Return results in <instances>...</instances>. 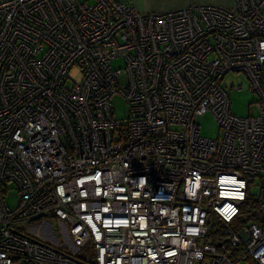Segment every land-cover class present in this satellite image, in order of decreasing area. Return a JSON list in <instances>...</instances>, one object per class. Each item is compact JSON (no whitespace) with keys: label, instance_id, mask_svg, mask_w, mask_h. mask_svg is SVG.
<instances>
[{"label":"built area","instance_id":"built-area-1","mask_svg":"<svg viewBox=\"0 0 264 264\" xmlns=\"http://www.w3.org/2000/svg\"><path fill=\"white\" fill-rule=\"evenodd\" d=\"M230 70L256 113L232 110ZM205 111L219 137L200 132ZM254 175L260 216L242 220ZM47 216L66 240L41 235ZM240 258L264 264V0H0V264Z\"/></svg>","mask_w":264,"mask_h":264},{"label":"rangeland","instance_id":"rangeland-1","mask_svg":"<svg viewBox=\"0 0 264 264\" xmlns=\"http://www.w3.org/2000/svg\"><path fill=\"white\" fill-rule=\"evenodd\" d=\"M123 62L122 57H117L113 60V63H121ZM70 74L75 79H79L80 69L78 67H73L70 70ZM223 82L227 85V88L230 93V99H231V107L232 110L241 114H246L248 112L256 113L258 111V108L256 106V103L254 99L257 97L256 92L251 90L249 88V80L247 76L242 71H235L230 70L227 72L223 78ZM237 84H240V86L236 87ZM113 107L115 110V113L118 116L124 117L127 113V104L125 102L124 97L116 92L113 95ZM198 122L200 123V132L205 136L210 137H219L221 128L216 120L215 116L211 111H205L201 113L198 116ZM250 190L252 192H258L260 190V183L258 180H253L250 182L249 186ZM7 199L9 200L10 204L13 205L16 202L17 194H10L7 196ZM46 219L49 221L50 229H54L51 231L48 230H38L41 232L42 236L45 237H53L55 240L63 239L66 240V225H63L60 221L56 220L52 216H47ZM35 220H24L22 221V225L24 229H29L30 227L33 229H37L35 227L36 223ZM35 231V230H33ZM55 232V233H54ZM211 240V236H205L201 238V241L204 240ZM54 240V241H55ZM69 245H72L70 242H68ZM232 264H257L253 259L250 258H240L234 261Z\"/></svg>","mask_w":264,"mask_h":264},{"label":"crops","instance_id":"crops-1","mask_svg":"<svg viewBox=\"0 0 264 264\" xmlns=\"http://www.w3.org/2000/svg\"><path fill=\"white\" fill-rule=\"evenodd\" d=\"M140 10H167L194 2H216L228 5L231 0H122Z\"/></svg>","mask_w":264,"mask_h":264},{"label":"trees","instance_id":"trees-1","mask_svg":"<svg viewBox=\"0 0 264 264\" xmlns=\"http://www.w3.org/2000/svg\"><path fill=\"white\" fill-rule=\"evenodd\" d=\"M253 180H258L260 183V190L258 192H252L249 188L250 182ZM261 191V180L259 176L254 175L249 179L248 186H247V194L246 198L241 205V211L239 217L242 220H250L252 218L259 219V200H260V192Z\"/></svg>","mask_w":264,"mask_h":264},{"label":"bare ground","instance_id":"bare-ground-1","mask_svg":"<svg viewBox=\"0 0 264 264\" xmlns=\"http://www.w3.org/2000/svg\"><path fill=\"white\" fill-rule=\"evenodd\" d=\"M61 223L63 224V225H66V222L63 220V221H61ZM45 227H47V225L45 224ZM65 236H66V238H67V234L65 233Z\"/></svg>","mask_w":264,"mask_h":264}]
</instances>
